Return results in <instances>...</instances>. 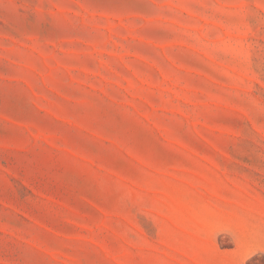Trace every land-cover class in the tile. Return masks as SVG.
<instances>
[{
  "label": "rangeland",
  "instance_id": "1",
  "mask_svg": "<svg viewBox=\"0 0 264 264\" xmlns=\"http://www.w3.org/2000/svg\"><path fill=\"white\" fill-rule=\"evenodd\" d=\"M264 0H0V264H264Z\"/></svg>",
  "mask_w": 264,
  "mask_h": 264
},
{
  "label": "trees",
  "instance_id": "2",
  "mask_svg": "<svg viewBox=\"0 0 264 264\" xmlns=\"http://www.w3.org/2000/svg\"><path fill=\"white\" fill-rule=\"evenodd\" d=\"M263 257H264V255H263ZM258 259H259L258 256H254V257H252L251 259H249V260L247 261L246 264H258V263H257V260H258Z\"/></svg>",
  "mask_w": 264,
  "mask_h": 264
}]
</instances>
